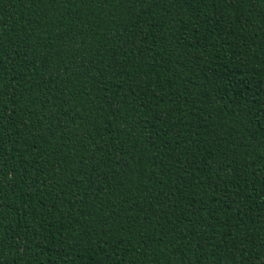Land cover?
I'll return each instance as SVG.
<instances>
[{"label": "trees", "instance_id": "obj_1", "mask_svg": "<svg viewBox=\"0 0 264 264\" xmlns=\"http://www.w3.org/2000/svg\"><path fill=\"white\" fill-rule=\"evenodd\" d=\"M0 264H264V0H0Z\"/></svg>", "mask_w": 264, "mask_h": 264}]
</instances>
